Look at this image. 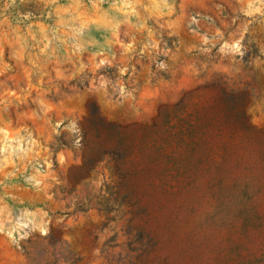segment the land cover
<instances>
[{"label":"rangeland","instance_id":"374dc122","mask_svg":"<svg viewBox=\"0 0 264 264\" xmlns=\"http://www.w3.org/2000/svg\"><path fill=\"white\" fill-rule=\"evenodd\" d=\"M0 264H264V0H0Z\"/></svg>","mask_w":264,"mask_h":264}]
</instances>
